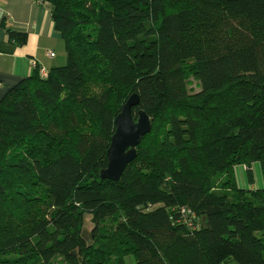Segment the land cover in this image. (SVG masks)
Segmentation results:
<instances>
[{
	"label": "trees",
	"instance_id": "trees-1",
	"mask_svg": "<svg viewBox=\"0 0 264 264\" xmlns=\"http://www.w3.org/2000/svg\"><path fill=\"white\" fill-rule=\"evenodd\" d=\"M43 1L66 63L0 100V264H264V0ZM134 93L153 130L103 180Z\"/></svg>",
	"mask_w": 264,
	"mask_h": 264
},
{
	"label": "crops",
	"instance_id": "crops-1",
	"mask_svg": "<svg viewBox=\"0 0 264 264\" xmlns=\"http://www.w3.org/2000/svg\"><path fill=\"white\" fill-rule=\"evenodd\" d=\"M8 30L25 34L26 42L19 45L11 41ZM49 52H54L55 57H50ZM63 55L66 59L65 43L55 28L52 6L48 2L0 0V100L11 88L32 76L36 68H43L48 73L61 66ZM258 180L261 185L254 188L263 185L261 174ZM226 264L235 263L229 261Z\"/></svg>",
	"mask_w": 264,
	"mask_h": 264
},
{
	"label": "water",
	"instance_id": "water-1",
	"mask_svg": "<svg viewBox=\"0 0 264 264\" xmlns=\"http://www.w3.org/2000/svg\"><path fill=\"white\" fill-rule=\"evenodd\" d=\"M139 104L138 94H132L115 120L116 131L107 153L108 166L100 174L103 180L119 181L126 167L136 159L143 138L153 130V120L144 110L140 109L134 117L133 110Z\"/></svg>",
	"mask_w": 264,
	"mask_h": 264
},
{
	"label": "rangeland",
	"instance_id": "rangeland-1",
	"mask_svg": "<svg viewBox=\"0 0 264 264\" xmlns=\"http://www.w3.org/2000/svg\"><path fill=\"white\" fill-rule=\"evenodd\" d=\"M63 62L61 63V66L65 65L66 63V59L65 56L63 55ZM188 89L191 93H195V92H199L200 91V84L199 82L191 77L188 83ZM251 170L253 172V177H254V184L250 185L249 183V179H248V167L246 165H237L235 166V178H236V183L239 187H243V186H249V187H255V186H259V184L261 185V182L258 180V176L261 174L260 171V167L259 165L253 164L251 166ZM107 225L110 226L111 222L108 221ZM85 226H87V228L89 230H91L93 228V225L91 223V217L86 216V220H85ZM116 257H113V261ZM125 262L126 264H134V260L133 257L131 256H126L125 257ZM116 264V263H115Z\"/></svg>",
	"mask_w": 264,
	"mask_h": 264
},
{
	"label": "built area",
	"instance_id": "built-area-1",
	"mask_svg": "<svg viewBox=\"0 0 264 264\" xmlns=\"http://www.w3.org/2000/svg\"><path fill=\"white\" fill-rule=\"evenodd\" d=\"M49 56L52 57V58H54L55 57V53L54 52H49ZM35 65H37V64H35ZM39 72H40V74L42 76H46L47 75L46 70L43 69V68H41L39 70ZM182 213L185 215L186 220H188L189 224L191 225L195 216L191 212H187L186 209H183L182 210Z\"/></svg>",
	"mask_w": 264,
	"mask_h": 264
}]
</instances>
